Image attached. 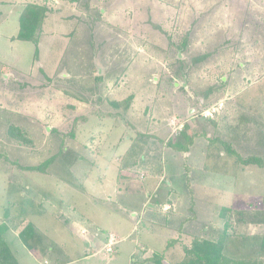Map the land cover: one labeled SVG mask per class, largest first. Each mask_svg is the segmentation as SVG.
<instances>
[{
    "label": "rangeland",
    "instance_id": "obj_1",
    "mask_svg": "<svg viewBox=\"0 0 264 264\" xmlns=\"http://www.w3.org/2000/svg\"><path fill=\"white\" fill-rule=\"evenodd\" d=\"M22 1L40 3L0 0V223L25 209L67 264H179L222 210L264 211V168L240 163L264 158V0H48L36 45L16 38ZM232 227L225 254L264 264V225Z\"/></svg>",
    "mask_w": 264,
    "mask_h": 264
},
{
    "label": "trees",
    "instance_id": "obj_2",
    "mask_svg": "<svg viewBox=\"0 0 264 264\" xmlns=\"http://www.w3.org/2000/svg\"><path fill=\"white\" fill-rule=\"evenodd\" d=\"M70 3L78 2L79 0H67ZM48 0H40V3L34 2V1H22L21 7L18 9V19H19V30L16 35V38L20 41H29L33 44H37L40 40V37L43 35L44 32V23L46 18L49 15V3ZM84 8L86 9L88 7V3H84ZM187 46V41L183 40L177 45L178 51H184ZM207 55L203 54L201 56H198L193 59V62L198 63L202 60L206 59ZM177 62L179 63V59H177ZM221 83H223L221 81ZM80 120H85V118L80 117ZM185 128V127H184ZM18 135V137L22 138L19 133L15 134V131H11L10 135ZM181 134H184V129L181 131ZM202 133H193V135L190 136L189 139H191L189 142H182L178 144L171 143L169 140L167 142V146L172 147L174 150L179 152L186 153L188 150V144L192 142V139L197 136H201ZM138 136H143L142 134L138 133ZM65 137H69L73 140H75L74 132L70 131L66 135L62 136V142L60 140L59 146H62L63 140H65ZM187 140V141H188ZM217 142H219L223 150L226 153L233 154L234 152L231 148V146L228 143H224L222 141H219L216 139ZM54 161V157H50L47 160H45L41 165L35 166V167H22L19 166V169H22V171H27L29 173H41V174H47L48 167L52 164ZM241 165H255L257 168H264V158L258 157V156H251L246 159L240 160ZM25 196V195H24ZM29 194L27 193L24 197V200L26 201L24 203L25 208L32 207L34 205V200L27 197ZM190 198L192 197L191 192L189 193ZM15 203H9L8 206L5 208V214L3 220H1L0 223V264H18L17 259L15 258L14 254L11 253V247L9 245V242L7 241V236L10 234V227L8 225L9 221L12 219H19L21 220H27L25 217L26 211L22 208V212L18 211L17 213L11 214L10 208L14 207ZM21 210V208H20ZM18 214V215H17ZM220 219L223 222L221 230H217V234L213 235V239L210 238H203L202 235L194 236L191 240V243L188 247H184L183 251L185 254V259L183 262L179 264H261V259H253V260H239V259H233L230 258L226 253L227 248V239L233 234H229L228 231L232 230L233 225L238 226H259L264 225V211L258 210L254 212H247V211H241V210H222L219 213ZM23 223H21V228L18 231V238L22 245H24L27 250H29L31 253H33L35 256L40 255L41 257L47 256L51 251H56L59 249L55 246L54 242L50 241L47 236L40 231L34 224H32L30 221L25 222V224L22 226ZM204 232V231H203ZM252 241L251 249L253 251L257 252H264V237L258 238L256 237H250ZM248 238H244L241 240V245L243 247H246L245 241H247ZM171 242L167 243V246ZM164 256L163 253H152L150 257L143 260V262L147 261H153L157 262L158 259L163 260ZM161 262V261H158Z\"/></svg>",
    "mask_w": 264,
    "mask_h": 264
},
{
    "label": "crops",
    "instance_id": "obj_3",
    "mask_svg": "<svg viewBox=\"0 0 264 264\" xmlns=\"http://www.w3.org/2000/svg\"><path fill=\"white\" fill-rule=\"evenodd\" d=\"M177 86V84H175V87ZM168 203V202H167ZM132 217H136V214L132 213ZM28 221V220H27ZM9 237V238H8ZM11 238V239H10ZM7 241L9 242V245L12 249H14L17 253H18V247L21 246V248L23 249L25 246L24 245H20L18 242L19 238H18V232L14 235V236H7ZM16 240L18 241L16 244ZM11 242H13V244H10ZM21 243V242H20ZM25 249L27 250V248L25 247ZM29 256L31 257H36L33 253H31L29 250L26 251ZM26 253V254H27ZM25 254V253H24ZM64 254V252L61 249H58L56 251H51L47 256L43 257V264H67L68 261L66 262H59L62 258V255ZM55 257V259L53 260V258ZM50 258L53 260L52 262H50ZM56 258H60V259H56ZM21 258H19L20 260ZM145 260V259H143Z\"/></svg>",
    "mask_w": 264,
    "mask_h": 264
},
{
    "label": "built area",
    "instance_id": "obj_4",
    "mask_svg": "<svg viewBox=\"0 0 264 264\" xmlns=\"http://www.w3.org/2000/svg\"><path fill=\"white\" fill-rule=\"evenodd\" d=\"M215 110H216L215 108H214V109L212 108L211 110H209V111H211V112H208V113H207V112H204L205 114H203V116H206V118H207V116L212 117V113H214ZM207 111H208V110H207ZM216 112H217V111H216ZM217 114H218V112H217ZM112 238H113V237L111 236V237H110V240H111ZM110 240H109V241H110ZM109 247H110V245L108 246V249H107L108 251H109Z\"/></svg>",
    "mask_w": 264,
    "mask_h": 264
}]
</instances>
